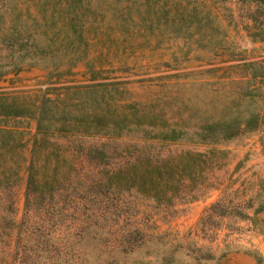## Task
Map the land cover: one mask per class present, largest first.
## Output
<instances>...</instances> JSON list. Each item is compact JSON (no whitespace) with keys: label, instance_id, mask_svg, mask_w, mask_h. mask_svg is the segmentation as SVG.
Listing matches in <instances>:
<instances>
[{"label":"rangeland","instance_id":"374dc122","mask_svg":"<svg viewBox=\"0 0 264 264\" xmlns=\"http://www.w3.org/2000/svg\"><path fill=\"white\" fill-rule=\"evenodd\" d=\"M93 5L102 16L86 24V53L73 64L61 59L54 65L47 57L15 70L7 52L0 50V126L13 129L9 152L0 153V167L19 165L13 167L18 175L10 183L0 182V214L12 216L14 225L21 219L25 166L35 131L34 115L40 109L54 118L55 126L61 124L62 115L83 117L78 124L70 120L71 130H82L90 115L102 120V111L136 110L149 118L163 114L187 132L197 122L234 115L244 120L253 115V125L241 126L230 138L211 145L188 141L187 135L175 142L141 138L145 130L159 128L155 123L142 121L125 129L114 143L132 154L137 152L135 147L162 153L173 148L223 149L216 155V182L193 199L169 205L130 194L127 218L120 227L137 229L142 238L123 248L125 242L113 239L106 221L97 217L94 223H86L82 235L75 236L78 241L68 255L79 264H160L159 254L174 257L171 264H264V207L255 214L256 220L218 216L208 209L225 195L252 215L253 207L264 200L262 6L251 0H152L154 8L175 5L183 11L175 15L179 20L172 28L159 15L134 13L131 21L122 19L111 0H97ZM251 70L254 76L248 73ZM2 106L9 112H3ZM12 110L18 115L10 114ZM98 128L95 134L76 131L69 141L81 146L82 154L88 152L84 162L95 165V176L102 179V157H93L102 154L106 140L102 125ZM108 145L113 146L110 141ZM7 199H12L11 207L5 205ZM14 230L6 236L9 246L5 244L2 251L0 244V264H15L14 241L10 242Z\"/></svg>","mask_w":264,"mask_h":264},{"label":"trees","instance_id":"16d2710c","mask_svg":"<svg viewBox=\"0 0 264 264\" xmlns=\"http://www.w3.org/2000/svg\"><path fill=\"white\" fill-rule=\"evenodd\" d=\"M111 1L118 5L122 19L131 21L134 13H139L141 17L143 14L149 17L159 15L164 16L172 28L176 27L175 23L179 20L175 15H182L183 12L180 9L177 11L175 5L173 9L170 5L154 8L152 0ZM251 1L261 5L264 12V0ZM96 2L0 0V50L7 52L15 70L22 64L31 66L47 57L53 59L54 65L61 63V59L73 64L86 53V24L91 25L101 18L97 16H102L100 10L94 9L93 4ZM162 6L166 9L163 10ZM193 10L194 6L189 11ZM252 63L246 62L249 65ZM248 73L255 75L252 70ZM4 108L1 107L2 111L8 113L10 109ZM18 113L14 110L10 112L13 115ZM34 117L36 125L25 166L21 219L14 225L12 216L0 214L2 251L5 244L9 246L6 236L15 227L10 237V242L14 241L12 256L15 264H79V260L68 254H72L78 241L75 236L82 235L86 223H94L97 217L106 221L105 225L114 234L113 239L124 241L122 247L126 248L143 236L137 229L124 231L120 227V221L127 218L130 194L169 205L175 201L193 199L203 194L207 187L214 186L215 169L218 168L216 155L222 153L223 149L214 146L202 150L173 148L162 153L135 147L137 152L132 154L128 148L118 149L114 143L125 129L142 121L149 125L155 123L159 128L153 132H150L151 128L145 130L149 134L144 133L141 138L175 142L181 135H187L188 141L211 145L230 138L241 126L253 125L255 120L253 115L244 120L237 115L222 121L205 120L195 123L192 130L187 132L163 114L149 118L136 110L118 114L102 111V120L90 115L82 130H71L68 126L70 120L75 124L81 123L83 117L80 116L62 115L59 118L61 124L57 126L52 123L54 118L44 109L36 111ZM101 125L102 137L106 140L102 141V154L99 152L93 157H102V179L95 176V165L84 162L88 152L82 154L81 146L76 147L78 144L69 141L76 131L83 134L98 133ZM4 129L7 132H0V153L9 152L7 147L12 133L10 131L13 130L0 126V131ZM109 141L113 146L108 145ZM13 167L18 169L19 165L13 162ZM13 167H0V182L8 184L18 175ZM11 201L7 199L5 205L11 207ZM263 207L264 200H261L253 207L252 215H248L238 202L220 195L208 209L218 216L235 215L256 220L255 214ZM159 257L160 264H171L174 259L170 254H159Z\"/></svg>","mask_w":264,"mask_h":264}]
</instances>
